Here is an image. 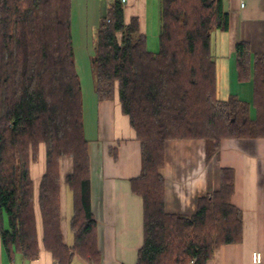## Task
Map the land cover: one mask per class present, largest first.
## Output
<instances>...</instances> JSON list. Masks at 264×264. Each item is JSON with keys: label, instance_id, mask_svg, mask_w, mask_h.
Returning <instances> with one entry per match:
<instances>
[{"label": "trees", "instance_id": "trees-1", "mask_svg": "<svg viewBox=\"0 0 264 264\" xmlns=\"http://www.w3.org/2000/svg\"><path fill=\"white\" fill-rule=\"evenodd\" d=\"M123 6L109 0L100 16L91 63L97 100L117 97L140 146V171L130 179L142 198L135 264H207L220 245L242 239V212L230 201L233 169L220 168L219 187L197 199L193 214L168 212L159 171L164 143L202 138L209 156L224 137H264V52L252 54L244 40L233 44L238 79L252 78L253 99H221L211 52L212 31L228 29L221 0H160L155 51L138 16L124 19ZM62 157L72 162L65 176L71 246L59 224ZM89 171L71 0H0V243L8 259H34L40 240L58 264H68L73 251L98 258Z\"/></svg>", "mask_w": 264, "mask_h": 264}, {"label": "crops", "instance_id": "crops-1", "mask_svg": "<svg viewBox=\"0 0 264 264\" xmlns=\"http://www.w3.org/2000/svg\"><path fill=\"white\" fill-rule=\"evenodd\" d=\"M96 1L87 0L93 6ZM131 1L124 4V9L129 10L130 4L137 3L146 8L151 2ZM221 2L228 12V29H214L213 41L211 34L216 95L224 99L235 94L251 103L253 80L238 79L233 44L244 40L249 43L252 54L264 52V0ZM136 10L130 16H138L140 31L146 35V13L142 16L139 6ZM101 15L96 19V28ZM156 24L158 30L160 20ZM146 45L152 51L157 49L153 42L149 46L147 39ZM96 103L94 122L91 114L88 115L89 122L87 125L83 122V131L90 162V209L96 220L99 256L87 259L73 251L68 264H135L143 239L142 198L131 191L130 179L140 171V146L116 96ZM83 117L82 108V120ZM221 167L232 168L234 172L230 201L242 212V239L220 245L207 264H252L251 252L255 249L264 252V137H224L218 149L209 156L202 138L167 139L159 169L164 178L165 209L171 213L193 214L197 199L219 187ZM71 170V158L62 157L59 162V224L62 240L68 246L74 241L69 225L73 211L72 192L65 181ZM33 173L34 169L32 178L37 182L43 169L39 174ZM39 242L38 254L32 260L20 256L8 259L0 243V264H55L57 261L50 251L44 248L41 240Z\"/></svg>", "mask_w": 264, "mask_h": 264}, {"label": "rangeland", "instance_id": "rangeland-1", "mask_svg": "<svg viewBox=\"0 0 264 264\" xmlns=\"http://www.w3.org/2000/svg\"><path fill=\"white\" fill-rule=\"evenodd\" d=\"M71 36L73 44V58L76 66V71L78 73L80 84H81V99L82 108L84 110L83 122L87 125L89 122L88 115L91 114V119L93 118L96 109V99L94 91V75L92 70V57L94 55L95 39H96V19L99 14L103 15L108 5L109 0H97L94 6L87 2V0H71ZM134 1V0H133ZM131 1V2H133ZM153 1V2H152ZM128 2V1H127ZM152 2V3H151ZM148 2L147 7L143 6L141 3H137L135 6L130 4L129 10L124 9V19L127 21L132 13H135L138 9L146 13V24H147V34L146 39L148 45H157V35L158 30L157 21H159V0H151ZM88 3V4H87ZM128 8V7H127ZM94 16V22L92 18ZM214 32H212V41L214 39ZM213 45V42H212ZM216 57V56H215ZM217 59V57H216ZM218 61V60H217ZM220 97V96H218ZM42 148L40 149L39 160L34 164V175L39 174L43 169V155Z\"/></svg>", "mask_w": 264, "mask_h": 264}, {"label": "built area", "instance_id": "built-area-1", "mask_svg": "<svg viewBox=\"0 0 264 264\" xmlns=\"http://www.w3.org/2000/svg\"><path fill=\"white\" fill-rule=\"evenodd\" d=\"M122 4H125L128 0H119ZM241 6L244 4L243 1L240 2ZM251 263L252 264H262V252L255 249L251 252ZM12 264V263H10ZM55 264H58L57 262Z\"/></svg>", "mask_w": 264, "mask_h": 264}]
</instances>
